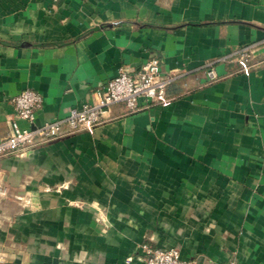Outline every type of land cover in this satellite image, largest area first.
<instances>
[{"label": "crops", "instance_id": "0c3cea01", "mask_svg": "<svg viewBox=\"0 0 264 264\" xmlns=\"http://www.w3.org/2000/svg\"><path fill=\"white\" fill-rule=\"evenodd\" d=\"M152 58L170 106L117 103L92 133L0 156V264H143V244L264 264V0H0V140L22 91L43 97L36 128Z\"/></svg>", "mask_w": 264, "mask_h": 264}, {"label": "built area", "instance_id": "2783aa9c", "mask_svg": "<svg viewBox=\"0 0 264 264\" xmlns=\"http://www.w3.org/2000/svg\"><path fill=\"white\" fill-rule=\"evenodd\" d=\"M252 57V48H247L239 58L246 75L252 72ZM209 76L214 78L215 72L209 70ZM172 81L173 77L162 69L161 61L152 58L137 72L120 70L108 83L98 104L72 109L67 118L36 128L32 126L44 100L38 92L24 90L12 99L18 119L12 122V133L0 140V156L23 154L37 145L58 140L73 132L86 130L92 133L103 122L105 113L117 103L126 104L130 112H139L151 105L170 106L172 100L167 96L166 89ZM141 99L146 101L145 105L140 104ZM19 120L29 122L31 127H21ZM7 194V188L0 182V202ZM141 249L143 264H194L193 261L184 260L177 247L160 248L143 244Z\"/></svg>", "mask_w": 264, "mask_h": 264}]
</instances>
